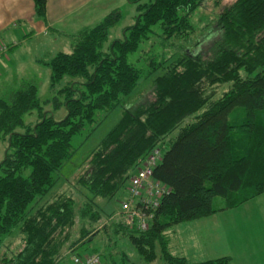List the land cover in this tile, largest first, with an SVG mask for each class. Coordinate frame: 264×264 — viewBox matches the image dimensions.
Returning a JSON list of instances; mask_svg holds the SVG:
<instances>
[{"label": "trees", "instance_id": "1", "mask_svg": "<svg viewBox=\"0 0 264 264\" xmlns=\"http://www.w3.org/2000/svg\"><path fill=\"white\" fill-rule=\"evenodd\" d=\"M33 1L36 17L45 21L47 1ZM128 1L137 14L123 28L122 38L109 40L121 14L111 11L71 35L70 52L45 60L51 87L71 78L58 90L67 110L62 119L43 110L34 82L24 81L8 97H0V137L8 144L0 160V264H57L65 247H76L95 233L104 214L96 198L110 199L128 190L131 178L155 151L160 159L151 179L165 192L157 206L143 208L149 220L146 230L112 221L113 241L128 238L146 262L158 257L163 264L232 262L230 255L192 261L175 254L170 234L179 223L212 216L264 193V0H234L214 14L206 24V39L212 37L209 57L200 50L152 56L148 75L163 70L154 77L153 98L127 107L86 157V168L76 180L86 189L85 198L59 191L42 202L68 179L61 174L77 152L73 138L99 113L105 117L125 103L140 84L143 70L129 62V54L150 39L157 25L166 42L191 39L198 27L193 17L204 2ZM201 42L196 40V47ZM4 45L9 50L16 46ZM222 86L226 88L219 93ZM54 99L55 109L60 103ZM35 109L38 121L26 124L23 116ZM215 196L227 199L223 208L213 206ZM77 219L82 226L73 239ZM10 238L19 239V248H11ZM99 251L92 247L74 253L97 254L100 264ZM108 252L110 264H117Z\"/></svg>", "mask_w": 264, "mask_h": 264}, {"label": "rangeland", "instance_id": "2", "mask_svg": "<svg viewBox=\"0 0 264 264\" xmlns=\"http://www.w3.org/2000/svg\"><path fill=\"white\" fill-rule=\"evenodd\" d=\"M123 0H115L113 7L118 6L121 13L117 23L111 27L109 40L122 38L123 28L135 22L137 14L136 5ZM234 0H204L201 9L193 17L197 24V30L191 39L177 38L174 41L163 40L159 26H155L154 33L149 40L143 41L138 50L131 52L128 56L129 62L135 64L143 70V78L135 91L125 100V103L116 106L107 116L102 113L97 115L96 121L92 125H86L84 129L73 138V143L77 146V152L66 163L62 170V176L68 178L60 185L54 187L42 200H50L57 192H72L77 199H83L87 195L86 189L81 188L77 183V176L83 168H86V157L98 146L102 138L116 125L122 113L127 107L135 106L142 102H148L153 98L154 77L161 74L163 70H158L148 75L150 70L151 57L170 58L174 54L202 51L205 58L209 57L207 48L210 46V39H206L210 28L206 25L213 20L214 14L219 12L224 6ZM106 6V5H105ZM20 39L24 36L20 33ZM205 39V40H204ZM196 40L202 41L196 47ZM69 39L63 40L62 36L50 35L40 36L35 39H23L12 51H8L0 58V97H8L9 94L18 89L24 81H31L38 86V96L44 111L53 112L56 120L62 119L67 110L64 104V96L58 90L65 86L71 78L63 77L53 88L51 87V68L45 64V60L50 59L60 51L70 52L72 50ZM167 43V45H165ZM148 75V76H147ZM226 88L222 86L218 89L221 93ZM54 98L60 103L54 109ZM38 109L26 113L23 118L26 124H35L39 119ZM19 130H23L21 127ZM178 130L172 136H176ZM8 146L6 139L0 137V160L5 155ZM82 166V168L80 167ZM30 169L27 170V173ZM128 190L123 188L113 198H96L97 203L104 211L101 219L95 224L96 231L82 244L76 247H65L61 259L57 264H72L75 252L91 250L92 247H99L101 254L100 264H110L108 249L114 254L113 260L117 264L135 262L137 264H163V260L158 257L152 262H146L138 253L136 247L126 237H120L118 241H113V224L111 216L119 212L122 201L127 197ZM227 199L222 196H215L213 206L217 209L226 205ZM114 210L107 215L108 211ZM81 222L77 223L72 230L73 239L80 235ZM92 226V225H91ZM226 234V238L221 240L220 233ZM171 251L181 254L192 261L215 259L222 256H232L230 264H264V193L246 201L244 204L234 208L224 209L212 216L182 222L174 226V232L170 234ZM117 239V238H116ZM114 239V240H116ZM11 248H19V239H8ZM89 245V246H88ZM88 246V247H86ZM77 256V255H76Z\"/></svg>", "mask_w": 264, "mask_h": 264}, {"label": "crops", "instance_id": "3", "mask_svg": "<svg viewBox=\"0 0 264 264\" xmlns=\"http://www.w3.org/2000/svg\"><path fill=\"white\" fill-rule=\"evenodd\" d=\"M46 1V20L43 21L36 17L33 0H0V45L15 41L19 44L23 39L50 35L51 39L54 36H62L66 41L69 39L71 46V35L96 25L109 12L119 8L113 7L115 0ZM124 2L129 1L123 0L122 4ZM20 33L24 36L23 39H20ZM13 49L14 47L10 51ZM224 236L226 234L221 232V240L226 238Z\"/></svg>", "mask_w": 264, "mask_h": 264}, {"label": "built area", "instance_id": "4", "mask_svg": "<svg viewBox=\"0 0 264 264\" xmlns=\"http://www.w3.org/2000/svg\"><path fill=\"white\" fill-rule=\"evenodd\" d=\"M8 50V46L0 45V56ZM159 153L155 151L144 163L138 173L131 178L128 188L129 197L122 201L119 212L111 216V221L123 222L127 225L135 224L138 229L148 228V216L143 208L157 206L158 200L165 192L164 186L151 179L152 167L159 160ZM141 206H140V205ZM99 256L97 254L85 257H74L75 264H97Z\"/></svg>", "mask_w": 264, "mask_h": 264}]
</instances>
